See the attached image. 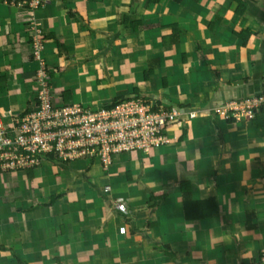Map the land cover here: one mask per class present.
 Segmentation results:
<instances>
[{"label": "crops", "instance_id": "crops-1", "mask_svg": "<svg viewBox=\"0 0 264 264\" xmlns=\"http://www.w3.org/2000/svg\"><path fill=\"white\" fill-rule=\"evenodd\" d=\"M27 13L0 0V110L28 109L39 89L33 27L53 34L42 54L64 99L140 95L182 120L165 144L106 166L42 160L0 174V264L253 262L264 251L263 110L214 108L264 88V0H50L37 25ZM183 182L200 216H185Z\"/></svg>", "mask_w": 264, "mask_h": 264}, {"label": "built area", "instance_id": "built-area-1", "mask_svg": "<svg viewBox=\"0 0 264 264\" xmlns=\"http://www.w3.org/2000/svg\"><path fill=\"white\" fill-rule=\"evenodd\" d=\"M2 1L32 13L29 17L33 22L35 9L49 0ZM40 36L36 30L30 37L34 59L42 49ZM260 110L264 111V88L250 98L226 101L214 108L216 114L235 119L254 117ZM195 115V111L189 112L190 117ZM181 120V110L157 104L150 98L134 96L111 107L97 104L91 107L64 102L61 95L39 87L27 111L14 115L9 111L0 113V174L38 165L45 158L42 155L50 153L55 161L89 158L106 166L118 154L147 152L165 144L166 127L180 124ZM115 206L127 212L123 197L115 199ZM250 264H264V251Z\"/></svg>", "mask_w": 264, "mask_h": 264}, {"label": "rangeland", "instance_id": "rangeland-1", "mask_svg": "<svg viewBox=\"0 0 264 264\" xmlns=\"http://www.w3.org/2000/svg\"><path fill=\"white\" fill-rule=\"evenodd\" d=\"M50 1V0H49ZM48 1V2H49ZM48 2H46L43 6H46V4H48ZM5 4H8L10 6H14V7H19L18 5H15L13 3H7V2H4ZM30 10H34V9H30ZM38 10V9H35V11ZM35 11L33 12V15H35ZM32 13H27V16L29 17ZM33 24L35 23L36 25L39 24L36 19L33 20ZM37 27V26H36ZM30 29V28H29ZM31 34H33L34 32H36V30H38V32H41V28H33L31 27ZM40 37L42 38L43 37V33H40ZM31 37V36H30ZM29 45H30V49H29V56H30V59L32 61H34V66H32V68L30 69H33L35 74H34V81H35V84L38 85L39 87H41L43 90L47 89L49 92H51L53 95H60L59 94V90H56L57 88L55 87L54 84H56V81L54 80V77H55V73H56V69L53 68L52 66H48L45 64V61H44V58H43V54H42V49H43V46H44V42H43V45H42V49L41 51L39 52V55H38V58L34 59V55H33V51H32V46H31V39L29 38ZM52 74H54V76H52ZM43 80V82H42ZM45 85V86H43ZM58 87V85H57ZM56 88V89H55ZM5 94L8 95V100L9 102L12 104H14V101L13 99L15 98V95H14V91H7ZM35 95V94H34ZM147 99H149L147 97ZM88 105H92L90 104L89 102L87 103ZM9 108V107H7ZM16 109H7V110H0V113H4V111H9L12 115L14 114H18V113H21L22 111H19V112H15Z\"/></svg>", "mask_w": 264, "mask_h": 264}, {"label": "trees", "instance_id": "trees-1", "mask_svg": "<svg viewBox=\"0 0 264 264\" xmlns=\"http://www.w3.org/2000/svg\"><path fill=\"white\" fill-rule=\"evenodd\" d=\"M2 1V0H1ZM147 2H155V1H157V0H146ZM53 36V34H48L47 35V37L43 34V37H42V41L44 42L46 39H48V38H50V37H52ZM57 40V46L58 47H62V42H61V40L60 39H56ZM36 95V94H35ZM134 96H138V95H125L124 93H118L115 97H113L112 99H111V101L110 102H107V103H104V104H100V105H98V106H103V107H111V106H113V105H115L116 103H118L119 101H121V100H124V99H127L128 97L130 98V97H134ZM141 97H144L145 98V96H141ZM34 99H35V97H34ZM61 99L64 101V102H71V101H68L67 99H66V97H65V99L63 98V96L61 95ZM155 103H157L158 104V102H156L155 101ZM85 104V103H84ZM86 105H88L87 103H86ZM94 105H96V104H92V105H89V106H91V107H94ZM28 109H25L24 111H27ZM263 114H264V111H261ZM251 118H254V117H251ZM264 126V125H263ZM43 157H45L44 158V160L45 159H49V160H51V161H55V158H54V156L50 153V154H47V155H42ZM8 173V172H7ZM187 185V183L186 182H183L182 184H181V192H182V194H183V200H184V208H185V216H187V218H195V216H197V215H199V214H196L195 212H190L192 209H193V205H197V203L195 202V203H193V204H188V201H190L191 199H190V196H189V190L187 191V189H188V187H185ZM205 200H207V199H205ZM209 200H211V199H209ZM202 202H204V201H202ZM199 203H201V202H199ZM200 216V215H199ZM201 216H202V213H201ZM20 264H26L25 262H19Z\"/></svg>", "mask_w": 264, "mask_h": 264}, {"label": "clouds", "instance_id": "clouds-1", "mask_svg": "<svg viewBox=\"0 0 264 264\" xmlns=\"http://www.w3.org/2000/svg\"><path fill=\"white\" fill-rule=\"evenodd\" d=\"M138 96H140V95H138ZM145 98H147V97H145Z\"/></svg>", "mask_w": 264, "mask_h": 264}]
</instances>
